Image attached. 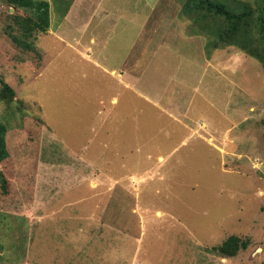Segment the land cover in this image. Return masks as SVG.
I'll use <instances>...</instances> for the list:
<instances>
[{"label": "rangeland", "instance_id": "rangeland-1", "mask_svg": "<svg viewBox=\"0 0 264 264\" xmlns=\"http://www.w3.org/2000/svg\"><path fill=\"white\" fill-rule=\"evenodd\" d=\"M46 1L0 0V264H264L261 64L185 0Z\"/></svg>", "mask_w": 264, "mask_h": 264}, {"label": "trees", "instance_id": "trees-1", "mask_svg": "<svg viewBox=\"0 0 264 264\" xmlns=\"http://www.w3.org/2000/svg\"><path fill=\"white\" fill-rule=\"evenodd\" d=\"M6 1L14 8L34 10V14L40 22L38 19L34 21L30 17L21 19V17L14 16L19 23H22L27 35H30L33 30L44 32L50 27L48 1ZM172 1H169L168 4ZM181 14L187 16L191 22L192 34L208 36V44H210L208 50H219L226 47L238 48L251 58L256 59L264 71V0H185L182 3ZM13 38L15 41H19L16 37L13 36ZM3 83V99L10 102L15 91L10 85ZM7 130V126L0 121V162L9 157L6 142ZM0 186L4 191H7L8 183L2 171H0ZM247 246V241H242L237 236H231L220 246L219 250L232 257L237 255L240 250L247 249Z\"/></svg>", "mask_w": 264, "mask_h": 264}, {"label": "crops", "instance_id": "crops-1", "mask_svg": "<svg viewBox=\"0 0 264 264\" xmlns=\"http://www.w3.org/2000/svg\"><path fill=\"white\" fill-rule=\"evenodd\" d=\"M81 2H85L84 0H81ZM71 12H73V10L71 11ZM186 56V55H185ZM128 60V59H127ZM195 63V62H194ZM125 67V66H124ZM131 75V74H130ZM124 80L126 81V83H127V85H129V86H133V79H128L127 78V74L126 75H124ZM116 98H114V100H115Z\"/></svg>", "mask_w": 264, "mask_h": 264}]
</instances>
